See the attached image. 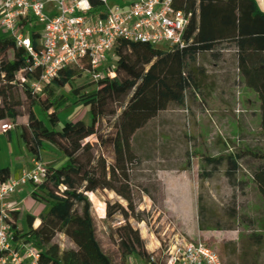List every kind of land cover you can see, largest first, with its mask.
<instances>
[{
  "label": "trees",
  "instance_id": "1",
  "mask_svg": "<svg viewBox=\"0 0 264 264\" xmlns=\"http://www.w3.org/2000/svg\"><path fill=\"white\" fill-rule=\"evenodd\" d=\"M262 1L261 12L253 0H184V10L190 14L184 35L188 43L170 53L158 54L155 49L138 42L116 41L113 48L116 56L114 77L93 82L96 89L90 94L92 110L89 124L83 116L64 123L59 130H54V116L47 120L52 126L50 129L36 116L34 109L49 113L60 108L64 99L55 97L52 86L61 87L63 83L54 79L44 87L41 96L33 94L22 80H37L41 70L32 68L27 52L0 33V123L8 118L13 121L25 118V122L16 123V126L20 129L19 139L26 151L39 161L38 147L47 144L65 158L58 168L45 169L40 185L29 184L31 200L46 208L45 214L38 217V228L34 229V219L25 215L26 230H23L19 226V211H8L12 242H31L39 254L38 264H110L94 236L89 196L97 197L103 190L113 193L126 203L136 221H143L140 216H134L126 169L135 160L133 137L170 104L181 105L187 88L192 87L201 93L202 87L191 68L201 53L212 52L222 45L234 48L236 69L246 88L258 97L260 133L264 135ZM88 2L90 14L101 16L103 4L99 0ZM20 25H29L30 43L37 49L40 37L35 32L36 25L30 18ZM86 70L88 65L83 63L81 71ZM71 76L68 70L67 79ZM118 111L119 115L111 122ZM88 137L102 142L101 153L97 157L91 150H82V143ZM201 159L214 166L225 162L227 170L235 169L237 163L244 159L257 163L250 178L264 202V151L203 156ZM9 178V169L0 168V183ZM86 179L85 190L81 191ZM143 193L154 201L151 188H144ZM121 212L122 215L125 213L122 209ZM120 223H114L110 233H113L111 237L119 251L121 264L132 255L143 263L152 255L156 262H161V250L160 256L147 252L128 220L124 219L123 225L116 226ZM59 234L68 241L69 248L60 250L55 242ZM262 253L264 234L251 232L239 242L232 255H237L238 264H264ZM225 264H235V261L229 260Z\"/></svg>",
  "mask_w": 264,
  "mask_h": 264
},
{
  "label": "rangeland",
  "instance_id": "2",
  "mask_svg": "<svg viewBox=\"0 0 264 264\" xmlns=\"http://www.w3.org/2000/svg\"><path fill=\"white\" fill-rule=\"evenodd\" d=\"M119 3L109 0L108 6L113 8ZM191 68L202 87L201 93L187 88L181 105L170 104L136 131L132 140L135 160L126 166L130 200L134 216H140L143 221H136L126 203L113 193L103 190L97 197L89 196L94 236L110 264H121L110 228L118 221L121 223L116 226L123 225L124 219L138 232L147 252L160 256V250L164 252L173 237H178L185 242L205 244L224 264L229 260L238 264L237 255L232 253L248 234H264V202L250 178L258 164L244 159L235 169L227 170L225 162L214 166L201 159L264 151L258 97L244 85L230 45L199 54ZM70 71L71 78L61 87L52 86L55 97L64 99L63 105L49 113L34 109L50 129L47 120L52 116L56 119L54 130L83 116L89 124L90 94L96 88L86 72L76 68ZM44 87L37 95H42ZM118 115L119 111L111 122ZM22 122L25 118L16 121L8 118L0 123L10 127L4 134L7 143L10 134L17 141L20 129L16 123ZM101 147L102 142L93 137L82 143V150H91L95 157L101 153ZM15 151L24 169L26 164L31 168L28 162L31 154L22 153L19 144ZM38 154L45 169L58 168L65 161L54 148L40 146ZM86 181L81 191L85 190ZM144 188H151L154 201L143 193ZM55 242L60 250L70 247L62 234ZM138 262L132 255L125 258L124 264Z\"/></svg>",
  "mask_w": 264,
  "mask_h": 264
},
{
  "label": "built area",
  "instance_id": "3",
  "mask_svg": "<svg viewBox=\"0 0 264 264\" xmlns=\"http://www.w3.org/2000/svg\"><path fill=\"white\" fill-rule=\"evenodd\" d=\"M99 1L104 6L101 16L90 14L88 0H0V33L27 52L32 68L41 70L37 80H22L33 94L54 79L65 83L67 71L81 70L83 63L93 82L114 77L113 48L118 40L148 45L158 54L180 50L188 43L184 35L190 14L184 10V0H119L113 8L109 0ZM28 18L40 37L37 49L31 46L29 25H20ZM9 130L8 125H0V132ZM44 177L43 164L34 159L27 173L0 183V264H38L39 254L31 242H12L7 201L25 185H40ZM160 258L156 262L152 255L137 264H222L205 244L178 237Z\"/></svg>",
  "mask_w": 264,
  "mask_h": 264
},
{
  "label": "crops",
  "instance_id": "4",
  "mask_svg": "<svg viewBox=\"0 0 264 264\" xmlns=\"http://www.w3.org/2000/svg\"><path fill=\"white\" fill-rule=\"evenodd\" d=\"M259 11H263V1L262 0H253ZM234 48L231 47V51L234 52ZM226 51V50H225ZM5 133L0 132V168L7 167L10 171V178L17 179L19 178L23 172L29 171L30 168H27L28 165L22 164L23 161L20 160V157L17 155L15 148L16 144L20 145L21 152H26L24 146L21 145L19 137L17 141L13 135L10 134V140L7 143V139L5 138ZM43 147H50L47 144H42ZM23 153V152H22ZM42 158V156H40ZM34 158L32 155H29L28 162L32 166ZM31 187L30 185H25L20 188L10 199L7 201V206L9 210H18L19 215V226L26 230V225L24 222L25 215H29L34 219L33 227L34 229L40 226V221L38 217L40 215L45 214L46 208L31 200L30 198Z\"/></svg>",
  "mask_w": 264,
  "mask_h": 264
}]
</instances>
